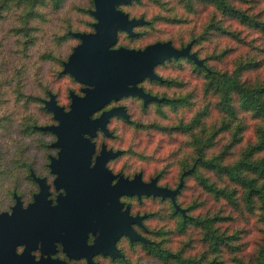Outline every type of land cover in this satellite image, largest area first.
<instances>
[{
	"label": "trees",
	"instance_id": "obj_1",
	"mask_svg": "<svg viewBox=\"0 0 264 264\" xmlns=\"http://www.w3.org/2000/svg\"><path fill=\"white\" fill-rule=\"evenodd\" d=\"M64 2L0 0V19L9 14L20 15L19 24H14L19 26L13 29L21 33L22 39L18 42L26 53L35 42L33 31L36 26L31 25V19L42 18L41 7L58 11ZM140 2L131 0L118 4L130 18L146 20L133 27L136 31L133 38L140 36L136 28L151 26L156 29L155 33L167 35L144 45L170 40L173 46L180 48L191 42L190 52H194L202 63L198 64L184 55L166 58L154 67L163 80L146 83L150 93L164 99L150 100L143 105L139 98L131 97L129 99L132 100L126 104L130 120L120 122L116 139L123 141L127 137L126 141H131L132 126L135 145L124 144V147L127 152L134 151L135 154L144 137L149 142L158 135L152 153L164 156L162 168L147 173L143 166L134 172H142L147 180L156 177L160 185L169 188H175L182 178L175 201L183 212L175 208L169 196L161 199L149 195L143 198L142 203L135 198L133 211L146 213L142 218L144 226L135 224V230L148 241L144 243L135 239L132 242L141 244L147 260L131 262L125 253L119 259L124 264H264V0ZM93 8V0H85L79 9L89 17V26L95 22L91 13ZM132 9L140 11L137 13ZM65 14L69 15V11ZM66 21L62 34L53 33L55 42L78 38L74 34L76 31L86 32L73 28L70 16ZM11 28L7 27V30ZM42 48L45 51L40 57L61 65V70L55 67L53 73L56 76L67 74L71 78L69 73L62 71L68 56L61 59L59 52L46 43ZM22 71L21 67L14 70L16 84L22 82ZM33 75L43 90L40 92L43 94H37L33 99L38 102L37 110L46 115L44 99L50 90L42 85L36 68ZM130 103L141 104L136 114ZM152 103L161 108L166 106L167 111L162 109V114H158L153 122L134 118L136 115L148 116ZM33 118L31 111L23 128L29 134L34 133ZM41 123L44 121L38 120V124ZM186 197L191 199L184 204L182 199ZM208 201L221 208L216 210L213 207L211 210L206 206ZM147 204L158 208L151 211L142 209ZM226 207L244 211L247 216L256 210L260 223V228H256L260 232L251 238L254 244L250 249V243L244 240L250 234L248 221L240 228L229 230L224 223L233 216L231 211L222 209ZM154 218L159 220L157 228L146 222ZM119 249L122 252V247ZM240 251H243V256L238 254ZM104 264H110L109 259Z\"/></svg>",
	"mask_w": 264,
	"mask_h": 264
},
{
	"label": "water",
	"instance_id": "obj_2",
	"mask_svg": "<svg viewBox=\"0 0 264 264\" xmlns=\"http://www.w3.org/2000/svg\"><path fill=\"white\" fill-rule=\"evenodd\" d=\"M131 0H93L94 8L91 13L96 18L93 23L95 32L76 31L74 34L80 39L67 59L63 62L62 71L68 72L75 79L86 84L85 94L80 96L71 93L72 101L70 109L65 111L50 94V98L44 102L45 107L54 113V117L59 120L57 124L40 126L44 129H51L57 134L56 145H61L60 151L62 163L54 161L55 169L65 173L64 164L73 166V160L67 158L79 157L76 164L77 170L70 173L72 178H59L57 184L65 185L67 194L61 199L58 210L60 213H69L70 219L80 222L81 232L84 228L92 226L91 216H96L102 222L101 240L97 244L103 252L108 251L111 255H122L120 249L115 245V238L121 233L127 234L132 240L139 239L146 243L148 241L143 235L128 225L127 221H139L146 214H135L131 216L124 212L117 213L116 207L121 203L118 197L122 193L135 192L138 195L159 194L163 197L169 196L176 209H183L175 201V194L182 185V178L175 188H169L155 183V177L149 182L141 180L140 173L134 178L127 179L120 177L114 184H109V176H101L104 172L103 160L105 155L97 161L93 175L88 174L84 168L86 157L91 145L85 146L81 153L74 154V149L86 142L80 133L82 131L93 132V128L100 125L105 128L107 117L113 113L122 114L128 117L121 107H113L105 110L99 117L90 119L89 114L100 108L110 98H117L124 94H137L143 97L146 103L149 100L161 101L163 97L150 94L136 84L144 77L160 78L154 71V66L161 63L166 58L173 56H186L196 63L201 64L194 52H190L191 42L177 48L170 40H158L145 45L143 48H132L123 45L115 46L118 30H126L133 34V27L146 22L142 17H129L128 14L117 7L119 3H128ZM73 163V164H72ZM45 187L37 195V201L32 204V211L45 203ZM109 200L110 205L106 204ZM2 218H0V221ZM23 237V236H22ZM72 247V243H67ZM83 251V249H81ZM22 264H53L50 260H32L27 255H22L19 259ZM89 260L90 256H89ZM92 262V261H91Z\"/></svg>",
	"mask_w": 264,
	"mask_h": 264
},
{
	"label": "flooded vegetation",
	"instance_id": "obj_3",
	"mask_svg": "<svg viewBox=\"0 0 264 264\" xmlns=\"http://www.w3.org/2000/svg\"><path fill=\"white\" fill-rule=\"evenodd\" d=\"M116 6L118 7V4ZM121 31L130 36L136 33L134 30V33L131 35L126 30L119 29L115 46L123 45L132 48H143L145 46L134 47L119 43V33ZM156 73L160 75L159 72ZM155 79L162 81L163 77L152 79L144 77L136 85L141 87L143 91L149 92L146 83ZM71 80L73 87L66 89V97L68 99L66 104L60 103L57 94L53 92H49L46 98L49 99L50 94H53L55 101L59 105H62L65 111L70 109L72 101L71 93L80 96L85 94L84 87H86V84L75 79L73 76ZM131 97L139 98L143 105L148 102L145 103L143 97L137 94H124L117 98H110L100 108L93 110L89 114V118L95 119L105 110L113 107H121V110L128 117L113 113L107 117L105 128L97 125L93 128L92 133L82 131L80 135L86 139V142L77 146L73 151L74 154H78L79 156V153L86 148L85 146L91 145V149L88 151L85 159L86 164L84 168L90 175H93L99 158L105 155L103 160L105 169L103 173L101 172V176L108 175L110 185L114 184L120 177L132 179L137 173H140L143 182H149L154 178L152 177L147 180L142 172L135 173L133 171L129 158L126 161L123 157L128 151L127 148L124 147L123 141L116 139V132L120 128V122L130 120V113L126 104L132 100L129 99ZM46 99H44V102ZM33 115L32 128L34 129V136L32 143L35 150L38 149L37 153H33L32 156L16 159V164L18 165L17 172L12 175V178L8 179L9 183H3L0 192V218H2L0 221V264H22L19 259L23 254L29 256L34 261L45 259L52 261L53 264H104L111 254L108 251L103 252L100 247H97V244L101 240L102 222L96 216H91L90 222L92 226L84 228L81 232V223L71 220L69 213H60L57 207L61 199L65 198L67 194L66 186L57 184V179L72 178L69 175L74 174L70 173V171L77 170L76 164L79 162V157L75 156L73 159L67 158L66 162L73 160L75 164L73 166H66L64 164L65 173L60 172L57 167L55 169V160L62 163L60 153L62 146L55 144L58 137L53 130L44 129L40 126L57 124L59 120L47 108L46 118L42 120L44 123L38 124L36 114ZM38 130L41 133H38ZM1 169L7 170V167L0 166ZM155 183L160 185L156 177ZM42 186L46 190L44 196L45 203L39 208L36 207L34 213L30 212L33 209L32 204L37 201V195L42 191ZM149 195L151 197L164 198L159 194L141 193L138 195L135 192L122 193L118 197L121 205L115 208L116 212L122 213L126 211V214L134 216L138 213L133 211L134 199L136 198L137 202L142 203L143 198ZM106 204L110 205L109 200H106ZM126 223L133 228H135V224L137 226H144L142 219H140V222L127 221ZM120 239H124L127 243L133 241L127 234L121 233L115 238V245L117 247ZM67 243H72L71 249L67 246ZM89 256L92 262L89 260Z\"/></svg>",
	"mask_w": 264,
	"mask_h": 264
},
{
	"label": "rangeland",
	"instance_id": "obj_4",
	"mask_svg": "<svg viewBox=\"0 0 264 264\" xmlns=\"http://www.w3.org/2000/svg\"><path fill=\"white\" fill-rule=\"evenodd\" d=\"M72 2L74 3L71 4ZM84 2L85 0H65L64 6L58 11H50L48 7H41V11L43 12L42 18L31 19V25L36 26L33 31L35 34V42L29 47L26 53H23L24 51L21 50L20 41L18 42L19 39H22L21 33H16L13 29L14 27L19 26L14 24H19L20 15L18 13H14L0 19V166L7 167V170H0V192L3 183H9L8 179L12 178V175L17 172L18 165L16 164V159L19 157L32 156V154L37 153L38 150H35L34 144L32 143L34 135L23 130L26 119L29 114H31V111H33V114L35 113L37 115L38 120H44L46 118L44 113L37 110L38 102L33 99V96L43 94L40 93L43 90L33 75L35 68L38 70L42 85L47 86L50 92L56 93L60 103L66 104L68 101L66 97V89L68 87H73L71 78L67 74L56 76L53 71H56L55 67H57V70L60 71L61 65L56 63V61L54 62L52 59H44V57H40V55L45 51L42 47L43 43H46L48 47L53 46V48L59 52L61 59H66L73 47L79 43L80 39L75 37L65 38L59 42L57 40L55 42L52 39L54 32H58V34L63 33V27L68 23V21H66L67 16H70L73 28H78V30L86 32H95L94 25L91 24L92 26H89L87 23L89 17L79 11ZM125 7L127 8V6ZM66 11H69V15L65 14ZM132 11L138 13L140 10L132 9ZM93 20L94 19H92V21ZM7 27L11 28V30H7ZM136 30L139 31L140 36L135 38H133V35L130 36L121 31L119 34V43L140 47V45H144L152 39L166 37L167 35L161 32L155 33L156 29L146 25L140 26L139 28H136ZM19 67L23 70V77L21 78L22 82L20 81V85L16 84V79L13 77L14 70ZM172 74L174 75L173 72ZM8 80H10V82H8ZM20 90L21 93L19 92ZM22 90L25 93H23ZM130 104L131 106L133 104L135 114L138 112V109L141 108L140 103L137 105L134 103ZM150 106L152 107H149L150 114H148V116L142 117L136 115L134 118H140L144 121L148 120V122H153L157 119L156 116L158 114H162V109L167 111L166 106L161 108L159 106L157 107L154 103ZM168 108L171 110L169 106ZM130 128L133 134L132 140L134 139L135 141L133 127L130 126ZM126 130L129 132L128 128H126ZM157 138L158 135H156L152 141L148 142L147 137H144L141 142V147L138 146L136 149L137 153L134 154V151L132 153H125L123 157L126 161L129 158L133 171L143 166L146 168L147 173H150L153 170L155 171L157 168H162L164 164L162 159L164 156L162 154L157 155L158 153H152V148ZM126 140L127 137L123 140V144H126V146L127 144L135 145L134 141H130V139L129 141ZM145 141L147 142L146 144L144 143ZM189 146H191V144ZM177 156L178 154L175 155V157ZM177 171L178 169L176 168L175 174ZM190 199L191 197H186L184 200L182 199V201L186 204V202H189ZM208 202L209 203L206 206H209L211 210L213 207L216 210L221 208L220 205L213 206L212 201ZM165 205L166 207L168 206L166 203ZM157 208V205L151 207L148 204L146 207H142V209L146 211L156 210ZM222 209L224 211H231L233 217L224 223L231 231L234 230V228H240L244 225L245 221H248L247 224L250 229V234L244 237V240H247L248 244L250 243L248 247V249H250L254 244L250 241L251 238L254 237L255 233L260 232V230L256 228L257 226L260 228L256 210L247 216L244 211L241 212L239 209L231 210L227 207ZM158 221L159 220L157 218H154L149 219L146 222L149 226H152V228H157L158 225L156 224ZM118 246L122 247L123 253L121 252L122 255H110L111 257H108L110 264H114L116 262V264H124V262L119 259L123 257L124 253L128 261L131 262L135 260H147L141 249L140 243H126V241L121 240ZM238 254L243 256V251H240Z\"/></svg>",
	"mask_w": 264,
	"mask_h": 264
}]
</instances>
